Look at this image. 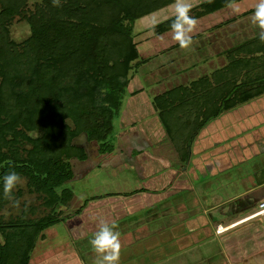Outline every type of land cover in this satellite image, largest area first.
I'll list each match as a JSON object with an SVG mask.
<instances>
[{"label": "trees", "instance_id": "obj_1", "mask_svg": "<svg viewBox=\"0 0 264 264\" xmlns=\"http://www.w3.org/2000/svg\"><path fill=\"white\" fill-rule=\"evenodd\" d=\"M26 1L0 0V210L21 193L4 195L2 177L15 170L45 211L38 218L24 213L7 222L0 216V264H28L42 231L67 219L61 207L72 191L60 187L73 177L71 161L86 158L85 146L75 138L84 134L87 142H105L131 72L179 45L160 37L158 46L164 47L143 57L133 31L135 21L176 0H41L32 10ZM231 1L204 0L191 6L188 15L196 20ZM15 15L26 18L31 29L19 47L8 36ZM174 18L152 24L151 37L172 32ZM225 59L209 74L152 98L182 164L203 129L264 95V41L259 34L228 50ZM29 209L30 214L38 210Z\"/></svg>", "mask_w": 264, "mask_h": 264}, {"label": "crops", "instance_id": "obj_2", "mask_svg": "<svg viewBox=\"0 0 264 264\" xmlns=\"http://www.w3.org/2000/svg\"><path fill=\"white\" fill-rule=\"evenodd\" d=\"M240 1L196 19L188 33L195 37L188 47L170 48L140 66L151 63L155 69L166 59L198 56L217 61L222 53L225 57L228 49L221 51V37L215 32L232 22L235 25L236 11L255 7ZM151 15L140 20L151 22ZM160 37H166L167 44L177 42L173 31L157 36L158 45L163 43ZM128 89L119 139L128 151L137 152L131 159L137 185L101 197H80L74 206H62L67 219L42 231L28 264H95L98 254L89 240L101 221L115 222L114 230L120 234L119 264H264V212L258 213L264 203V95L246 104L242 113H237L242 108L233 110L203 129L200 136L207 142L195 140L186 164L176 166L166 155L152 152L167 137L143 86L132 79ZM247 120L251 124H245ZM242 168L244 173L236 174ZM88 197L92 201L87 204ZM81 205L84 210L78 208ZM217 226L228 228L219 233Z\"/></svg>", "mask_w": 264, "mask_h": 264}, {"label": "rangeland", "instance_id": "obj_3", "mask_svg": "<svg viewBox=\"0 0 264 264\" xmlns=\"http://www.w3.org/2000/svg\"><path fill=\"white\" fill-rule=\"evenodd\" d=\"M40 1L41 0H27V9H34V5ZM201 1L204 0H193L190 2V5L193 6ZM257 2L258 0H248L247 2L241 0L239 4L243 6H251L256 5ZM241 5L239 6L242 7ZM253 7L254 6L242 11L243 13L236 11L237 16L233 19L237 20L236 24L233 25L232 22L231 27H223L221 30L215 32L216 34H220L221 37L219 41L221 51H225L226 49L230 50L244 41H247L251 35L259 34L260 30L253 24L252 20L255 10V7ZM170 8L174 9L175 4L172 6L169 5V7L166 6L162 8L161 11L152 13L151 22L146 19L143 20V23L141 20L135 21L133 29L135 33L134 40L143 57L160 48L156 42L157 38L151 37L153 35V31L151 32L150 28L155 22L173 15L174 10H171ZM251 23L252 28L249 27ZM202 28L203 26L199 29L201 30ZM208 28L209 27L207 26L202 31H205ZM8 33L9 40L14 42L18 47L24 44V41L27 40L31 34L30 25L27 19L19 15H15L9 24ZM210 36H212V33ZM204 45L206 44L204 43ZM177 55L178 54L174 55V58L175 56L177 57ZM163 62H160L157 67H155V69H152L154 68V65L149 63L145 66H139L137 69L131 72V80L133 79L135 83L141 84L143 86V92L147 95L150 102H152L154 95L162 91L168 90L176 85L188 84L192 80H195L202 75L209 74L224 64L226 59L224 57V53H222L219 55L217 61L211 58H204L201 60L200 57L193 56L191 59L184 57L175 59L171 62L170 59H166V64ZM129 95L130 91L127 88V93L124 95L118 115L114 119V128L112 134L105 142H87L84 134H81L75 138L74 142L77 145L85 146L86 158L82 160L84 166L83 169H81V161H71L72 168L74 169L73 177L63 183L60 187L68 188L73 191L72 196L68 198V204L74 206L78 203V200H81L83 197H101L103 194L106 195V193H118L120 191L133 189L134 186L137 185V178L134 175L135 170L131 165V159L134 157V154L136 155L137 152L133 149L129 150V152L119 139V132L121 131L124 122H122V115L124 113L125 106L128 104ZM245 106L246 105L243 107ZM150 108L151 106L147 105L146 109L150 110ZM138 123L141 126L143 125L142 121H138ZM247 123L251 124V121H245V124ZM196 140L199 142L201 140L202 143L207 142V139L205 137H201L200 134L197 136ZM170 143L171 142H169L168 138H166L165 141L161 138L152 149V152H155L156 154L161 153L162 156L166 155L165 157L169 159L171 158L176 166L177 164L180 166L181 163H179V159L176 157L177 155L175 156V154H173V152L170 150L172 147ZM198 145L200 146V143H198ZM249 165L250 164H246V167H249ZM184 168L185 166H183V169ZM243 171L244 168H242V170L239 169L240 173L236 174L242 175L244 173ZM236 174L235 172L233 173L234 177ZM21 178V182L13 189L14 192L19 189L21 191L20 195L14 201L11 200L0 210L1 220L4 222L15 220L20 215H24V213L25 216H27L26 218H38L42 216L45 211L42 207L37 206L39 205L37 193H29L26 186V178ZM67 196L69 195L67 194ZM91 201L92 198L85 202L88 204ZM32 206H35L38 209L35 214H30L31 211L29 208ZM81 206L82 207L78 208L84 210L83 205ZM78 208L76 207V211H78ZM0 238L2 237L0 236Z\"/></svg>", "mask_w": 264, "mask_h": 264}, {"label": "clouds", "instance_id": "obj_4", "mask_svg": "<svg viewBox=\"0 0 264 264\" xmlns=\"http://www.w3.org/2000/svg\"><path fill=\"white\" fill-rule=\"evenodd\" d=\"M59 3V0H55ZM191 5L186 0H176L174 20L170 27L173 30V38L182 48L191 43L188 35L192 31L195 19L188 15ZM253 24L259 28V39L264 41V0H258L253 13ZM21 176L15 171H8L3 177V191L6 197L11 198L12 190L21 182ZM115 222L109 224L101 221L97 230L92 234L89 244L98 254L95 264H119L120 241L119 232L115 231ZM0 243H3L0 238Z\"/></svg>", "mask_w": 264, "mask_h": 264}, {"label": "built area", "instance_id": "obj_5", "mask_svg": "<svg viewBox=\"0 0 264 264\" xmlns=\"http://www.w3.org/2000/svg\"><path fill=\"white\" fill-rule=\"evenodd\" d=\"M260 207L262 208L260 211H258V213H260V212H264V203H261L260 204ZM228 228V226H226V227H221V226H217V228H216V231L217 232H222V231H224L225 229H227Z\"/></svg>", "mask_w": 264, "mask_h": 264}, {"label": "bare ground", "instance_id": "obj_6", "mask_svg": "<svg viewBox=\"0 0 264 264\" xmlns=\"http://www.w3.org/2000/svg\"><path fill=\"white\" fill-rule=\"evenodd\" d=\"M226 230V229H225Z\"/></svg>", "mask_w": 264, "mask_h": 264}]
</instances>
